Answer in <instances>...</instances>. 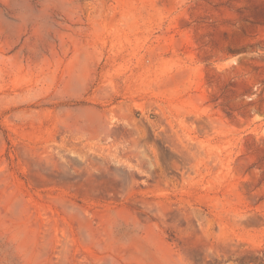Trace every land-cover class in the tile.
I'll use <instances>...</instances> for the list:
<instances>
[{
	"label": "rangeland",
	"instance_id": "rangeland-1",
	"mask_svg": "<svg viewBox=\"0 0 264 264\" xmlns=\"http://www.w3.org/2000/svg\"><path fill=\"white\" fill-rule=\"evenodd\" d=\"M0 264H264V0H0Z\"/></svg>",
	"mask_w": 264,
	"mask_h": 264
},
{
	"label": "bare ground",
	"instance_id": "bare-ground-1",
	"mask_svg": "<svg viewBox=\"0 0 264 264\" xmlns=\"http://www.w3.org/2000/svg\"><path fill=\"white\" fill-rule=\"evenodd\" d=\"M94 184V183H93ZM94 187V186H93Z\"/></svg>",
	"mask_w": 264,
	"mask_h": 264
}]
</instances>
